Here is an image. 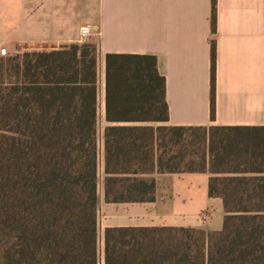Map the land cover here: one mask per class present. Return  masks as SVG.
I'll return each mask as SVG.
<instances>
[{"label":"trees","instance_id":"1","mask_svg":"<svg viewBox=\"0 0 264 264\" xmlns=\"http://www.w3.org/2000/svg\"><path fill=\"white\" fill-rule=\"evenodd\" d=\"M97 69L94 41L0 55V264H264V127L169 126L157 58L108 54L100 146ZM211 82L215 120L216 45ZM182 173L211 175L222 231L106 228L101 252L102 200Z\"/></svg>","mask_w":264,"mask_h":264},{"label":"crops","instance_id":"2","mask_svg":"<svg viewBox=\"0 0 264 264\" xmlns=\"http://www.w3.org/2000/svg\"><path fill=\"white\" fill-rule=\"evenodd\" d=\"M85 25L98 46L99 124L107 125L106 56L132 54L158 60L167 80V125L264 127V0H0V55L76 44ZM210 177L159 174L155 202L102 201L103 238L106 228L222 231L224 203L209 195Z\"/></svg>","mask_w":264,"mask_h":264},{"label":"rangeland","instance_id":"3","mask_svg":"<svg viewBox=\"0 0 264 264\" xmlns=\"http://www.w3.org/2000/svg\"><path fill=\"white\" fill-rule=\"evenodd\" d=\"M35 50L33 47L32 48H24L20 51L21 52H24L25 50ZM18 54V53H17ZM13 55H16V54H13ZM105 124L104 122L101 120L100 122V146H102V135H103V131H104V128H105ZM101 171H102V167H101ZM103 201V200H102ZM101 201V202H102ZM102 239H103V230H102V219L100 218V241H101V252H102V247H103V244H102ZM101 264H103V261L101 262Z\"/></svg>","mask_w":264,"mask_h":264},{"label":"built area","instance_id":"4","mask_svg":"<svg viewBox=\"0 0 264 264\" xmlns=\"http://www.w3.org/2000/svg\"><path fill=\"white\" fill-rule=\"evenodd\" d=\"M92 37L91 29L88 25L82 26L80 29L78 43H85ZM5 56V55H3Z\"/></svg>","mask_w":264,"mask_h":264}]
</instances>
